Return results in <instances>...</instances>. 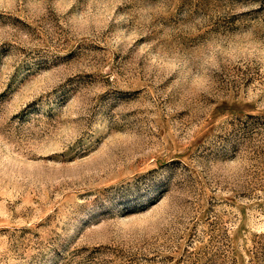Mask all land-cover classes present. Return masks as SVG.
<instances>
[{
	"label": "rangeland",
	"instance_id": "rangeland-1",
	"mask_svg": "<svg viewBox=\"0 0 264 264\" xmlns=\"http://www.w3.org/2000/svg\"><path fill=\"white\" fill-rule=\"evenodd\" d=\"M0 264H264L259 0H0Z\"/></svg>",
	"mask_w": 264,
	"mask_h": 264
},
{
	"label": "snow or ice",
	"instance_id": "snow-or-ice-1",
	"mask_svg": "<svg viewBox=\"0 0 264 264\" xmlns=\"http://www.w3.org/2000/svg\"><path fill=\"white\" fill-rule=\"evenodd\" d=\"M252 2H256V0H252ZM261 8H264V0H259Z\"/></svg>",
	"mask_w": 264,
	"mask_h": 264
}]
</instances>
